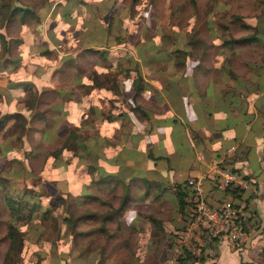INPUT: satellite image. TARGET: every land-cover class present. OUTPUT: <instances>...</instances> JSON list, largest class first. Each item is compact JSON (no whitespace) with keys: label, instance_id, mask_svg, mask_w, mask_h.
Wrapping results in <instances>:
<instances>
[{"label":"rangeland","instance_id":"374dc122","mask_svg":"<svg viewBox=\"0 0 264 264\" xmlns=\"http://www.w3.org/2000/svg\"><path fill=\"white\" fill-rule=\"evenodd\" d=\"M64 2L69 7L76 6L75 10L64 8ZM14 6L28 7L33 12L23 18ZM56 8H64L62 13L71 11V25L76 26V31L69 27L67 34L49 32L60 20L55 14ZM37 15L39 22L35 19ZM0 33L6 40L0 41L2 72L11 69V59L18 66L14 71L23 69L22 66L31 69L21 58L27 53L52 50L47 55L50 61H44L50 63L55 53L71 52L76 57L71 65L76 69H67L58 75L57 86H68L72 78L81 86L85 68L88 71L92 64L101 62L100 66L108 74H96V79L106 83L107 77H113L121 82L122 89L116 99L126 102L129 109L143 103L142 87L150 92L147 98L151 97L161 85L167 89V77L175 75L193 86L215 84L221 91L237 94L250 90L251 98H255L258 89L253 90L259 73L264 72V0H0ZM84 34H102L107 46L100 42V51L105 55L99 56V52L92 55L79 46ZM252 35L258 36L261 43L234 41ZM61 38L65 40L64 45L57 43ZM63 66L67 67L68 62ZM183 71L189 77H184ZM69 72L74 74L70 76ZM116 73L122 76L119 78ZM4 82L0 77V85ZM126 87L131 90L125 91ZM71 91L69 97L75 99L86 88L76 86V92ZM56 96L53 92L42 99L34 96L38 103L32 105L33 112L42 116L32 118L24 132L34 146V155H16L22 150L19 138L23 132L21 126L25 124L22 117L8 120L0 131V144L6 149L5 154H0V264H75L76 261L80 264H186V251L182 249L176 255L174 248L185 231L187 208L186 213L179 212L173 185L167 186V178L157 170L149 171L152 173L148 175L149 181L135 178L128 183L116 176L104 179L95 173L89 176L85 163L72 158L71 151L70 160L67 156L59 157L60 147L71 133L79 134L91 146L103 135L99 132V121L96 127L91 124L89 128L84 121L82 126L86 129H74L64 122L58 125L63 138L54 143L43 141L41 132L51 123H43L42 119L54 117L55 111L50 107L57 103ZM114 101L101 100L104 115L118 109L119 101ZM30 102H34L33 97L29 98ZM24 107L27 110V105ZM261 125L264 128V118ZM128 127V122H124L115 130L110 143L126 144L128 137L123 131L127 133ZM12 133L16 134L15 141L9 138ZM127 144L131 146L129 141ZM260 151L257 170L247 169L249 188H229L222 196V200L234 199L243 206L244 228L246 232L255 231L256 237L260 234L256 230L264 227V217L256 210L264 203V186H260L264 185V141ZM50 153L57 154L56 165L69 163L66 180L58 181L52 157L46 161ZM15 157L23 162L15 163L18 162ZM88 161H93L91 156ZM244 162L249 164L250 159L247 157ZM244 170L243 165L240 171ZM47 195L51 198L40 200ZM129 211L136 215L132 223L126 220ZM10 227L21 233L16 235L12 250L9 249ZM187 242L194 243L192 238ZM263 249L261 244L246 264H264ZM8 251L7 263L4 260ZM190 254L197 259L207 256L205 249L199 254Z\"/></svg>","mask_w":264,"mask_h":264},{"label":"crops","instance_id":"0c3cea01","mask_svg":"<svg viewBox=\"0 0 264 264\" xmlns=\"http://www.w3.org/2000/svg\"><path fill=\"white\" fill-rule=\"evenodd\" d=\"M65 4L66 2L62 3L64 8ZM64 8L63 10L56 8L58 20ZM68 8L75 10L76 7ZM58 22L56 21L55 25ZM41 52H32V55L27 53L21 57L27 67L31 68L29 70L22 66L23 69L13 74L6 71L3 73L0 69V77L5 79L4 84L0 85L4 102L1 103V109L7 112L11 105L20 111L26 108L24 107L25 92L19 90L20 95L13 93L11 79L15 77L30 81L33 76L35 77L37 66H40L42 73L36 77L38 80L35 79L33 91L38 90L41 99L47 93L53 92L57 95V103L50 107L52 111L62 106V97L59 94L68 93L72 89L75 91L76 86H79L74 78L67 83L68 86H57V76H60L57 70L62 65L63 58L60 59L59 53H55L56 57L53 61L46 63L44 61L48 59H43ZM71 54L70 52L67 55ZM100 65L102 64L97 62L92 64L88 71L85 68L82 78L89 77L95 69L101 74L106 68ZM184 71L183 76L189 77ZM116 74L119 78L122 76L120 73ZM185 80L179 75L167 77V89L161 85L160 89L148 98L146 94L150 92L142 88L140 94L143 96V103L136 105L135 109H129L130 107L125 105L126 102L116 99L119 94H114L108 88L94 89L89 95L91 104L97 106L101 100H105L106 103L109 100L119 101L116 103L118 109H113L112 114L124 113L125 117L122 121L121 119L114 122L105 121V125L100 129L103 137L110 140L115 130L120 129L124 122H128L129 125L128 132L123 131V133L127 134L131 146L128 147V141L126 144L109 146L104 150L105 157L107 159L118 157L128 167L145 171L144 175H152L149 171L157 170L162 177L167 178V186L175 185L190 177L200 176L214 163L239 169L244 165L245 168L256 171L258 161L261 160L259 153L264 141V128L261 125V119L264 118L263 93L255 91L257 96L251 98L250 92L245 90L244 94H237L234 91H221L215 84H207L205 87L193 86L187 84ZM198 88H201L200 92ZM130 90L131 87L125 88V91ZM77 96L75 95L74 98ZM15 99L21 101L13 103ZM29 112L30 117L36 114L33 109ZM123 133L121 135L125 136ZM231 148L233 149L229 151ZM247 150L251 152L247 153ZM247 157L250 159L249 164L244 162ZM152 158L157 160L154 161ZM105 166L104 168L109 172L118 170L116 166L108 163ZM208 191V201L211 205L222 201V196L226 194L225 191L213 190L210 193ZM256 210L258 215L264 217V203L258 205ZM256 231L260 233L259 236L252 241L241 243L237 250H234L227 241L219 240L213 248L214 256L205 251L207 256L192 264H246L251 261L250 257L258 251L259 246L264 244V227ZM75 264L80 262L76 261Z\"/></svg>","mask_w":264,"mask_h":264},{"label":"trees","instance_id":"16d2710c","mask_svg":"<svg viewBox=\"0 0 264 264\" xmlns=\"http://www.w3.org/2000/svg\"><path fill=\"white\" fill-rule=\"evenodd\" d=\"M70 1V0H69ZM71 1H77V0H71ZM79 1V0H78ZM82 3V2H81ZM66 7H69V4L66 3L65 4ZM72 7H76V6H72ZM14 10L18 13L21 14V16L26 15V13H31L33 12L32 9L25 7L24 9L20 6H14ZM72 10V9H70ZM55 14L57 15V12H55ZM38 18V21H40V17L37 15V17L35 19ZM59 22L55 25L54 28L50 29L49 32H51V34H55L57 31H65V33L67 34L68 32V28L70 27L71 29H73V31H76V26L71 25V20H72V15H71V11H65L64 13L60 14V18H59ZM92 31V30H90ZM94 32V31H93ZM50 34V35H51ZM5 35L3 33H0V41H6L5 40ZM103 35L102 34H91V36H88V34H84L83 38L81 39L79 46H81L82 48H86V50L88 49L92 55L95 53L99 52V56L101 55H105L103 51H100V46L102 44L101 43H105L106 45V41H103ZM71 39V38H70ZM78 39V38H77ZM58 42L57 43H62L61 45L65 44V40L64 38L61 39H57ZM236 42H260V38L258 36L252 35V36H247V37H243L241 39H236L234 40ZM227 43H229L227 41ZM261 43V42H260ZM2 44V43H1ZM107 46V45H106ZM105 49L106 52H108V48L107 47H103ZM48 52H54L52 50H49ZM48 52H41L42 53V57L47 58L48 59ZM80 53H83L82 51ZM67 53H63V54H59V57L61 59V57L63 58V63L60 66V68H58L57 72L60 73L61 75L64 74V70H74V68L76 69L75 66L71 65V62L73 61V58L75 59L76 57H73L70 55V57L67 55ZM119 60V59H117ZM16 60H12L11 59V69H7L6 72L7 73H13L15 74L16 71H14V69H16V64H15ZM68 62V66L64 68L63 65H67ZM114 63V62H113ZM101 64V62H100ZM0 69H2L0 67ZM74 72V71H73ZM114 72H116V70H114ZM42 71L40 70V66H37V70L35 71V77L33 76V79L30 81H23V80H19L15 77H13L11 79V89L13 91V93H15L16 95H20L21 93L19 92V90L21 92H29V94L27 95V98L24 100L25 105H27V110H17L16 107H14V105H11V108H8L9 110H7V112L4 109H1V103L0 102V131L4 128V126L6 125L8 120H12L14 119V117H22L23 122H25L24 125L21 126V130H23V132L20 134V140H21V147L22 150L20 152H17V156L18 154H22V155H30L29 153H32V155H34V146L29 142L28 138L26 137V134H24V132L27 130V127L29 126V124L31 123L32 118L34 117H40L42 115L40 114H35L34 117H30V109L32 110V105L37 104V100H34V96H38L40 94V92L38 90H35L34 93H32V90L34 89L35 86V79L38 80L39 74H41ZM103 74H108L107 73V69H103L102 71ZM70 76H72V74L74 73H68ZM98 74L97 69H95L93 71V73H90L89 77L84 78V80L82 81L81 86L86 88V91H84L83 95L79 98V95L73 99V97H69V95L72 94V92H68V93H63V94H59L62 97V101H61V108L57 109L55 108V112L54 113V117H51L50 119H46L47 117L43 118V123H45V121H47L48 123L51 124H47L46 128L41 132V138L42 140H47L49 143H54L55 141H57L59 138H63V136H60V133L62 134L63 131H60L58 129V125L63 124L64 122L68 125H72L74 126V129H86L89 128L91 126V124L93 126H97V121H99L100 127H99V132L101 129L102 125H105V121L107 122H114L115 120H119V119H125L124 117V113H119L117 115L109 113L107 115H104L101 111V105L99 103V105L95 106L93 104H91V101L89 99V95L91 94V92L94 89H98V88H108L109 90H111V92H113L114 94H118V92L120 91L121 87H122V83L119 82L116 78L113 79L110 77H107L105 79L106 83H100L99 80L96 79L95 75ZM107 76V75H106ZM110 85H108V84ZM257 87L253 90L255 91L256 89H258V91H261L263 93V100H264V72L259 73V80L256 82ZM81 86H77L78 88ZM133 87L137 88V85H135L133 83ZM143 88V87H142ZM250 91V90H248ZM20 93V94H19ZM0 95H2L0 93ZM3 97V95H2ZM20 97V96H19ZM18 97V98H19ZM33 97V101L34 102H30L28 104L29 98ZM68 97V98H67ZM38 98L40 99V97L38 96ZM18 101H21L19 99H15V101H13V103H16ZM27 103V104H26ZM4 106V105H3ZM30 108V109H29ZM58 112V113H57ZM56 114V115H55ZM91 117V118H90ZM42 118V117H41ZM84 121L88 122V127H83V123ZM38 132V131H37ZM15 133L11 134V136H9V138L11 137L12 141H15ZM99 136H97L96 138H98ZM18 138V139H19ZM97 139H95L96 141ZM108 146H112V143H110V141L105 138V137H101L98 139V141L96 143H92V146L86 141V139H82L80 137L79 134L77 133H71V135H68L67 138L65 139L63 145L60 147V151L59 154L61 157V155L67 156L66 158H71V156H69V151H71L73 153V157L72 158H76L78 159V161L80 162H84L85 163V167H86V172L90 175L92 174H97L100 176V178L104 179V178H108V177H118L120 180H124L126 181V183H128L129 180H133L135 178H142L145 181H149L150 177H148V175H144L141 174L140 170H137L136 168H130L128 167L125 162H122L118 157L116 159L111 158V159H106L105 154H104V149ZM13 148H11L12 150ZM103 149V150H102ZM6 149L4 150V148H2V145L0 144V154L3 153L5 154ZM77 152V153H76ZM91 156V159L93 160L92 162L88 161V158ZM53 158V162H55V168L58 170V174H59V180L58 181H64L66 180V165L68 166L67 163L62 164L61 162H59V166L56 165V163L58 164V157L57 154H52L50 153L48 157H46V161L48 159H52ZM18 157H15V160H17L18 162L15 163H19V162H23L21 159H17ZM62 158V157H61ZM153 159V158H152ZM68 160V161H69ZM154 161L157 159H153ZM27 161V160H25ZM101 162V163H99ZM104 162L107 164H110L112 166H116L118 168V170L116 172H109L107 171L104 167H106L104 164ZM48 162H45V164H47ZM104 166H102V165ZM235 171H240V169L238 167H234L232 168ZM27 170V169H26ZM70 178V177H68ZM161 184V183H159ZM173 189L175 190L174 193V198L176 200V203L178 205V210L179 212L183 213L185 212V208L188 207V198L190 195V190L187 186V180L181 181V182H177L175 185H173ZM228 191V190H226ZM41 196V195H40ZM141 196V195H140ZM139 197V196H138ZM51 198L49 195L43 197L40 199H48ZM126 198L123 200V205H125L124 203L126 202ZM35 202V201H34ZM13 203V201H11V204ZM133 211H129L126 215V220H130V222H134L136 215H133ZM186 213V212H185ZM184 213V214H185ZM245 216V215H244ZM242 217V226L244 228L243 225V218ZM245 230V228H244ZM246 231V230H245ZM18 232V233H17ZM20 232L17 231L16 229H14L13 227H10V231H9V238H10V245H9V249L12 250L14 248V246L16 245V235L19 234ZM14 234V235H13ZM21 235V233H20ZM264 251V249H263ZM184 254H187V256L185 257V259L187 260L186 264H192L196 261H198L199 259L197 258H193L192 255L189 252H185ZM10 257V252H7V255L5 257V262L7 261L8 263V258Z\"/></svg>","mask_w":264,"mask_h":264},{"label":"built area","instance_id":"2783aa9c","mask_svg":"<svg viewBox=\"0 0 264 264\" xmlns=\"http://www.w3.org/2000/svg\"><path fill=\"white\" fill-rule=\"evenodd\" d=\"M247 175V168L241 172L214 163L208 166L204 174L187 179L190 195L185 231L181 242L179 240L174 248L176 255L180 254L182 249L194 255L205 249L214 256L213 248L219 240L227 241L234 250H237L241 243L252 241L256 237L254 231L244 230L243 206L238 201L224 199L211 205L207 195V189L211 188L223 192L229 188L247 190L250 186ZM191 238L194 241L192 244L187 242Z\"/></svg>","mask_w":264,"mask_h":264}]
</instances>
